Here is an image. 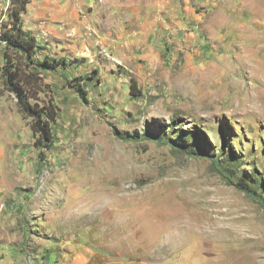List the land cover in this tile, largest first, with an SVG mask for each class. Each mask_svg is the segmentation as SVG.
I'll return each mask as SVG.
<instances>
[{"label": "rangeland", "instance_id": "1", "mask_svg": "<svg viewBox=\"0 0 264 264\" xmlns=\"http://www.w3.org/2000/svg\"><path fill=\"white\" fill-rule=\"evenodd\" d=\"M23 28L68 65L44 149L0 40V264H264V0H30Z\"/></svg>", "mask_w": 264, "mask_h": 264}, {"label": "trees", "instance_id": "2", "mask_svg": "<svg viewBox=\"0 0 264 264\" xmlns=\"http://www.w3.org/2000/svg\"><path fill=\"white\" fill-rule=\"evenodd\" d=\"M28 4L30 0H12L8 19L0 25V40L6 44L7 50L16 53L10 57L5 54L6 63L1 71L4 89L14 95L19 111L31 119L33 132L39 136L41 146L47 149L54 143L52 125L56 123L58 108L51 103L43 107L38 105L43 74L48 69L67 66L68 61L43 56L44 49L37 37L24 30L23 14ZM75 88L85 96L83 82ZM243 188L252 190V183L247 180Z\"/></svg>", "mask_w": 264, "mask_h": 264}, {"label": "crops", "instance_id": "3", "mask_svg": "<svg viewBox=\"0 0 264 264\" xmlns=\"http://www.w3.org/2000/svg\"><path fill=\"white\" fill-rule=\"evenodd\" d=\"M7 241H8V239H7Z\"/></svg>", "mask_w": 264, "mask_h": 264}]
</instances>
